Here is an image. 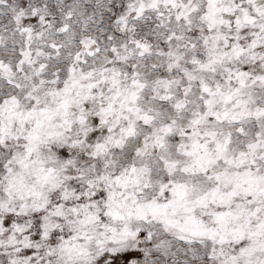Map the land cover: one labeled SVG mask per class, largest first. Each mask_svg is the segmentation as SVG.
I'll return each mask as SVG.
<instances>
[{
    "label": "snow or ice",
    "instance_id": "obj_1",
    "mask_svg": "<svg viewBox=\"0 0 264 264\" xmlns=\"http://www.w3.org/2000/svg\"><path fill=\"white\" fill-rule=\"evenodd\" d=\"M0 264H264V0H0Z\"/></svg>",
    "mask_w": 264,
    "mask_h": 264
}]
</instances>
